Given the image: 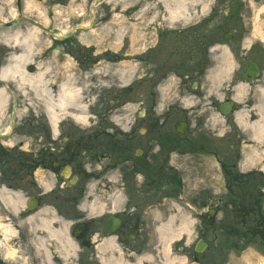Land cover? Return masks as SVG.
I'll return each mask as SVG.
<instances>
[{"label":"rangeland","instance_id":"rangeland-1","mask_svg":"<svg viewBox=\"0 0 264 264\" xmlns=\"http://www.w3.org/2000/svg\"><path fill=\"white\" fill-rule=\"evenodd\" d=\"M14 1L0 0L3 20L15 13L25 15L34 23H21L18 29H38L34 61L26 66L27 72L31 66L35 67L34 72L40 66L49 71L50 81L70 77L83 91L84 103L88 105L87 124H78L68 116H63L60 124L69 122L73 128L91 131L99 130L102 123L103 131L109 133L107 139L114 143L113 158L127 155L131 159L141 143L124 134L132 132L135 137L149 122L156 124L153 131L175 133L176 121L187 119L191 124L189 141L198 136L212 148H222L230 155L225 156V162L212 151L208 155L201 153L198 159H179L182 163L179 162L176 175L188 180L184 185L186 195L201 197L208 192L210 196L208 204L198 209L181 207L185 206L188 213L202 212L203 217L217 209L211 232L201 233L194 216L187 243L203 237L210 243V254H226L225 264H264V198L255 203L234 199L241 185L247 192L252 187L260 197L257 191L264 188V170L246 169L241 162L237 166L231 164L229 145L239 141L236 133L246 140L247 134L238 128L235 113L224 118L219 112L221 102L234 98L239 85L245 86L246 91L236 112H251L259 90L264 88V0H196L188 3L190 18L172 22L160 0H22L19 7ZM78 25L88 28L77 29L69 40H57L53 35L54 28L67 32ZM228 31L232 36L225 40L223 36ZM1 45L3 52L6 46L3 42ZM225 52L232 69L216 85L204 68L207 63L212 64L214 56ZM251 59L257 61L261 71L256 79L246 82L242 70ZM132 70L134 78L128 84L122 83L119 73ZM108 73L113 76L108 75L105 80ZM102 84L106 86L100 87ZM160 86L165 89L161 107ZM13 90L18 100L19 123L29 121L24 119L29 116H42L48 121L40 100L31 93L26 96ZM126 115L130 123L123 130L112 119ZM211 116L215 124L208 122ZM124 145L127 152L122 155L120 149ZM262 151L264 148L258 150L264 165ZM249 173L252 174L248 176ZM218 197L222 200L218 201ZM234 243L235 250L228 251Z\"/></svg>","mask_w":264,"mask_h":264},{"label":"flooded vegetation","instance_id":"flooded-vegetation-1","mask_svg":"<svg viewBox=\"0 0 264 264\" xmlns=\"http://www.w3.org/2000/svg\"><path fill=\"white\" fill-rule=\"evenodd\" d=\"M7 20L0 16V26ZM16 30V26L0 27V49L2 42L6 46L0 51V72L10 55L18 52L6 42ZM214 65L213 57L205 71ZM2 86L12 98L5 113L0 111V264L226 263V254H210V243L203 237L187 243L193 229L169 242L160 233V227L173 216L175 228L183 216L191 219L192 228L195 215L201 233L214 231L216 208L204 217L202 212L186 211V207L195 210L207 205L208 192L201 197L186 195L188 180L177 178L176 170L181 167L179 159H198L201 153L211 151L225 162V156L230 155L222 148H212L198 136L189 141L188 130L153 131L156 124L149 122L135 137L132 132L124 134L141 143L134 157H126L124 145L120 151L125 156L116 159L114 143L107 139L109 133L103 131L102 123L99 130L91 131L73 128L69 122L61 125L64 118L59 119L56 130L42 116L24 117L29 121L19 123L20 116L13 113L14 103L18 105L12 96L13 85L0 77ZM237 108L234 104L230 114ZM180 120L190 128L187 119ZM236 135L239 141L229 145L233 156L229 159L237 166L247 140ZM251 188L247 192L241 185L242 192L239 190L234 199L255 203L264 198V188L257 191L260 197ZM52 231L56 235L51 236ZM236 246L232 244L228 251Z\"/></svg>","mask_w":264,"mask_h":264},{"label":"bare ground","instance_id":"bare-ground-1","mask_svg":"<svg viewBox=\"0 0 264 264\" xmlns=\"http://www.w3.org/2000/svg\"><path fill=\"white\" fill-rule=\"evenodd\" d=\"M195 1L196 0H160L171 22L178 19L186 20L190 18L191 14L188 12V3H193ZM37 32L38 29L31 27L29 29L27 28L24 33L21 29H17L6 39V42L13 45L18 52L11 54L8 62L2 67L0 72L1 80L6 84L11 82L14 88L22 94L29 96L31 93L40 100L44 112L52 125L56 126L59 119L63 116L71 117L72 120L78 124H87L89 120L87 112L88 105L84 103L82 89L74 85V80L72 78L67 77L59 82H56L54 79L50 81V79H47L49 71L47 69L41 70L42 68H40V66L38 71L34 73L27 72L26 66L32 64L34 61V44L39 36ZM229 58L227 52L214 56L215 65L208 71V75L216 85L222 82L224 76L232 69V61H230ZM134 73V70L127 72L122 71L118 75L119 80L124 84H128L134 78ZM96 75H98V73H96ZM108 75L112 74H105V80H108ZM104 86H106V84L100 85V87ZM159 90L162 96L160 102L161 107L165 89L160 86ZM245 91V86H237L234 91V100L241 103L244 99ZM8 100L9 97L5 89L0 88V111L5 110ZM31 104L32 103H30V105ZM112 120L121 126L123 130H127V125L130 123L129 115H126L124 118L116 117ZM235 121L238 128L248 136L247 141L244 142L242 146L244 150V156H242L240 161L242 167L246 169L259 168L264 170L263 161L260 160L261 155L258 152V150L260 151L264 148V88L259 90L258 100L251 112L240 110L235 114ZM208 122L215 124L213 116L209 118ZM262 153L264 152L262 151ZM180 219L178 228L171 225V223L176 220L175 216L171 217L167 224L160 227V233L167 242L174 238H179L185 230H188V232L191 230L189 224L191 219L185 216ZM46 223L47 222H45V224ZM50 234L51 236L56 235L55 231H52Z\"/></svg>","mask_w":264,"mask_h":264},{"label":"water","instance_id":"water-1","mask_svg":"<svg viewBox=\"0 0 264 264\" xmlns=\"http://www.w3.org/2000/svg\"><path fill=\"white\" fill-rule=\"evenodd\" d=\"M54 32H60L58 29H54L53 30ZM72 33H69V34H66V35H62L61 37L62 38H66V37H69L71 36ZM230 34L229 33H225L224 34V38L227 39L229 38ZM259 73V67L258 65L254 62V61H250L245 69V72H244V77L246 79H250V78H253L254 76H256L257 74ZM232 102H226L222 105V108H221V111L222 113L226 114L229 112V110L231 109L232 107ZM176 130L183 133L185 130H186V125L182 122H177L176 124Z\"/></svg>","mask_w":264,"mask_h":264}]
</instances>
